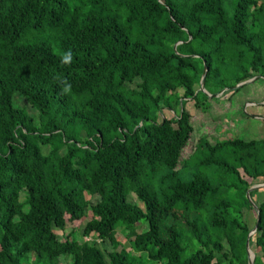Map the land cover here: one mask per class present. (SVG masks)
I'll list each match as a JSON object with an SVG mask.
<instances>
[{
  "label": "trees",
  "instance_id": "1",
  "mask_svg": "<svg viewBox=\"0 0 264 264\" xmlns=\"http://www.w3.org/2000/svg\"><path fill=\"white\" fill-rule=\"evenodd\" d=\"M204 67L264 83V0H0V264H248L264 139L201 131Z\"/></svg>",
  "mask_w": 264,
  "mask_h": 264
},
{
  "label": "rangeland",
  "instance_id": "2",
  "mask_svg": "<svg viewBox=\"0 0 264 264\" xmlns=\"http://www.w3.org/2000/svg\"><path fill=\"white\" fill-rule=\"evenodd\" d=\"M245 90L244 93L235 94L229 99L227 97L222 99V96H220L216 100L208 101L206 105L214 106L213 112L215 113L210 111L212 110L210 107L205 111L206 114H200L194 109L193 103L187 100L186 108L191 112L193 117L200 120L202 124L201 131L207 130L210 133L209 140L211 142H214L216 139L223 140L232 137H239L244 140L264 139V120L257 117L264 115V83L258 80L253 85L250 84V87ZM15 94L16 97H20L18 93ZM241 97L243 99H240ZM16 100L21 106L24 105V102L20 98ZM249 102H253L254 105ZM242 103L245 105L241 110L238 105ZM208 112L210 113L207 114ZM29 113L35 115V111L33 110H29ZM168 116L169 114L165 113L161 118ZM263 199L264 190L260 191L256 197L258 202ZM130 200L136 202V198L133 196L130 197ZM143 228L144 226L139 227L138 231H142ZM57 234L61 235L60 232H57ZM117 237L125 248L130 247L129 242L123 238L121 230L117 233ZM185 253L190 254V251L187 250ZM71 263L72 261L70 260L69 264ZM59 264L68 263L65 259L60 258Z\"/></svg>",
  "mask_w": 264,
  "mask_h": 264
},
{
  "label": "water",
  "instance_id": "3",
  "mask_svg": "<svg viewBox=\"0 0 264 264\" xmlns=\"http://www.w3.org/2000/svg\"><path fill=\"white\" fill-rule=\"evenodd\" d=\"M181 42H179L180 44ZM176 47V45H175ZM206 73H207V67H204L203 69V72H202V75H201V78H200V87H199V90L204 93L208 98H217V97H220L224 92H226L228 90V88H224L222 89L221 91H219L218 93L216 94H209L205 88H204V82H205V77H206ZM259 78L261 77H254L253 79H250L246 82H242V83H239L235 86H233L231 88V90H234V89H238L240 87H243L245 85H248V84H251L253 82H255L256 80H258ZM263 78V77H262ZM252 105H254L252 103ZM259 119H262L264 120V115L263 116H257ZM261 189H264V184H257V185H254L252 187H250L247 192H246V198L248 199L249 203L251 204L252 208L255 210L256 214H257V219H256V223L254 224L252 230L249 232L247 238H246V242H245V248H246V253H247V263L248 264H254V260H255V255L254 253L251 251L250 249V246H249V241H250V238L256 233L257 231V228H258V224L260 222V217H259V210H258V207L255 205V203L251 200L250 198V193L251 192H254V191H257V190H261Z\"/></svg>",
  "mask_w": 264,
  "mask_h": 264
},
{
  "label": "clouds",
  "instance_id": "4",
  "mask_svg": "<svg viewBox=\"0 0 264 264\" xmlns=\"http://www.w3.org/2000/svg\"><path fill=\"white\" fill-rule=\"evenodd\" d=\"M71 60H72V56H71V53H65L62 57V63L65 64V65H68L71 63ZM66 83V82H65ZM64 91L65 92H68L70 91V85H67L65 86L64 88Z\"/></svg>",
  "mask_w": 264,
  "mask_h": 264
}]
</instances>
